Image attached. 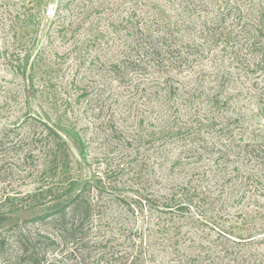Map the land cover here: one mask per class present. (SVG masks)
Listing matches in <instances>:
<instances>
[{"label": "rangeland", "instance_id": "374dc122", "mask_svg": "<svg viewBox=\"0 0 264 264\" xmlns=\"http://www.w3.org/2000/svg\"><path fill=\"white\" fill-rule=\"evenodd\" d=\"M237 1L244 20L255 21L264 8V0ZM214 2L45 0L41 20L36 17L29 26L0 19V131L11 130L14 136L0 150V196L17 192L27 197L41 179L56 180L46 125L67 142L70 176L77 188L87 182L91 202L88 219L75 232H60L45 217L53 197L24 198L4 208L0 241L6 245L0 264H27L20 258L18 233L46 251L54 264H167L181 258L182 251L210 250L206 264L225 250L264 252V242H258L263 235L256 232L264 215L259 184L248 186L237 199L221 198L222 215L215 223L234 236H255L252 243L218 244L216 230L193 215L175 233L168 215L154 207L190 173L212 175L224 162L226 171L236 164L233 158L222 163L216 153L200 152L193 144L219 139L212 132L218 128L206 122L212 112L234 116L242 111L235 136L248 141L264 137V61L257 65L239 36L233 45L218 43L207 59L192 63L142 58L135 74L123 60L120 36L131 24L159 21L183 27L188 19L201 25L215 18ZM23 3L36 10L35 1L0 0V17L4 4L15 11ZM198 4L201 10L193 12ZM190 33L179 35L178 44L191 40ZM116 75H127L125 82ZM216 92L219 102L231 95L229 103L211 107L208 101ZM168 132V156L162 160L149 139ZM176 155L178 163L172 166ZM80 220L68 217L72 225Z\"/></svg>", "mask_w": 264, "mask_h": 264}, {"label": "trees", "instance_id": "16d2710c", "mask_svg": "<svg viewBox=\"0 0 264 264\" xmlns=\"http://www.w3.org/2000/svg\"><path fill=\"white\" fill-rule=\"evenodd\" d=\"M36 4L35 11L29 9V6L23 3V7L18 10H10L7 4H4V10L0 19L2 21L10 20V23H20V25L29 26L33 24L35 18L41 20L40 9L44 5L45 0H28L31 4ZM216 15L213 21H203L201 25L196 24L194 20L182 21L181 24H172L170 22H154L151 25H143L139 21L131 24L123 35L120 36V44L124 47L123 60H128L127 63L133 67H129L131 72L137 74L139 71L141 59L152 58L154 60L164 61L178 60V62L185 64L186 62H196L198 60L207 59L211 48L218 43H225L233 45L235 38L243 42L249 53L256 56V64L264 61V8L258 14V19L255 21L244 20L241 5L237 0H214ZM31 6V5H30ZM33 6V5H32ZM205 4L204 8L208 9ZM200 8V4L193 12ZM42 13H46L42 10ZM191 15V14H190ZM183 28V29H182ZM191 32V40L178 44L179 35L183 32ZM241 45V47H244ZM255 60V61H256ZM124 62V61H123ZM184 62V63H183ZM112 67L120 70L117 64H111ZM127 69V66H125ZM127 75H116L119 83L125 82ZM231 95L227 99L219 102L217 92L213 93L212 98L209 99L210 106H217V103L227 104L231 100ZM240 112V113H239ZM245 117L242 111H238L234 116L227 114L213 115L206 119L210 127L215 126L218 129H213L219 134V139L216 141L199 140L193 142L200 152L206 151L210 154L216 153L217 160L220 162L233 158L235 165L230 171H226L224 162L220 167L216 166L215 174L207 173L203 170L201 174L194 177L190 173L187 179L179 184H175L169 188L168 192L161 195L163 201H158L154 207L162 213L168 215V220L174 223L173 229L175 233L181 230V223L183 221L192 220L195 216L199 220V224L216 230L218 244L226 243V241L233 242L234 245L255 240V236H234L233 231L226 227H216V218H219L221 210L218 205H222L221 198L237 199L240 195L246 194L248 186L261 185L264 188V137L252 139V141L244 140L242 136L238 138L234 134L235 126L240 123V120ZM236 124V125H235ZM241 126V125H240ZM44 137L47 139V146L50 154V162L52 164L51 170L54 171L56 180H43L39 182L35 191L27 197H19V193L13 195L0 196V215L4 213V208L13 205L15 202H20L24 198L30 200H39L42 198H52L50 205V212L45 215L58 225L60 232L70 231L75 232L79 226L88 219L90 215L91 202L89 200L90 188L86 184L77 188V181L70 176V153L67 142L59 136L53 129L47 127ZM214 128V127H213ZM11 130L0 131V150L6 142L13 141L14 136ZM11 134V135H8ZM172 134V133H171ZM170 132L163 134L161 137L153 133V137L149 142L154 144V153L157 158L166 159L168 156L169 143L168 137ZM9 136V137H8ZM31 138V137H30ZM33 139V136H32ZM31 139V140H32ZM37 140V139H36ZM156 141L157 143H155ZM192 142V141H191ZM80 154H82V147H77ZM215 156V155H214ZM179 157L171 158V165L178 163ZM49 169V170H50ZM217 188V189H216ZM225 195V196H224ZM239 195V196H238ZM241 215L242 213H238ZM78 216L81 218L78 224H69L68 217ZM242 216V215H241ZM243 221L247 222L249 219L243 217ZM251 219V218H250ZM197 224V223H196ZM204 229L202 228L201 231ZM256 232L263 235L258 242H264V215L263 224L256 227ZM61 236V235H60ZM219 238L224 239V241ZM16 240L20 244V258L25 260L27 264H54L52 260L47 259L46 251L40 252V249L27 239L22 238V234L16 235ZM54 244V241H50ZM217 244V245H218ZM5 241H0V249L2 252L0 256H4ZM210 250L202 253L199 250L182 251L180 257L176 261H170L167 264H205V256L209 257ZM206 264H264V252L254 253L252 251H244L237 248L236 250H225L220 255L213 259L212 263Z\"/></svg>", "mask_w": 264, "mask_h": 264}]
</instances>
